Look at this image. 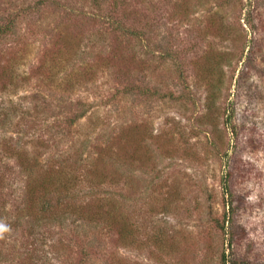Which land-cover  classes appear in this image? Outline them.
<instances>
[{"label": "rangeland", "instance_id": "obj_1", "mask_svg": "<svg viewBox=\"0 0 264 264\" xmlns=\"http://www.w3.org/2000/svg\"><path fill=\"white\" fill-rule=\"evenodd\" d=\"M10 21L0 264H264V0H0ZM218 59L212 95L200 69ZM125 130L130 164L101 180L90 165ZM28 159L36 177L71 171L76 205L123 201L131 245L65 193L47 195L61 221H30Z\"/></svg>", "mask_w": 264, "mask_h": 264}, {"label": "trees", "instance_id": "obj_2", "mask_svg": "<svg viewBox=\"0 0 264 264\" xmlns=\"http://www.w3.org/2000/svg\"><path fill=\"white\" fill-rule=\"evenodd\" d=\"M246 22L247 24H249L251 22V19H247ZM13 26H14V21H10L8 24L0 25V37H3L9 31H12ZM128 30L133 34H137V31L132 28H128ZM218 65H219V59L216 61L212 69L211 67L213 65H210V67L208 66L206 68L202 67L200 69V73L206 76V80L208 82L207 84L209 85L210 91H212V95H215L216 91H218L220 88L218 82L214 78L215 73H213L215 69L218 68ZM206 74H210V75L207 76ZM6 75L7 74L4 71H1L0 83L5 84L6 80L4 77H6ZM78 118H79L78 116L73 117L70 120V124H74L78 120ZM127 133H128L127 130L122 131L120 135L116 137L115 142L119 144V147L117 148L118 151L116 150L113 151V154L111 153L110 155H108L107 159L102 158V160L105 161L104 165L106 167H103V169L101 170L100 168L96 167V164L90 165L91 166L90 170L93 171L95 169L98 172L97 176L102 177L101 180L107 179L114 181V178H116V174L120 175L121 172L124 171V167H125L124 165L130 164V159L126 152ZM107 150H110V148H107ZM122 152H125L126 155H123ZM27 163L30 164H26L25 166L29 176L28 177L29 187L27 189L28 202L26 203L27 205L26 210L28 216L31 218L29 219L30 221H34L36 223H40V222L48 223L52 219L61 221L62 219L58 207L59 202H57L56 206L54 204H51L50 197H48L47 195L51 191L58 192V194L65 193L66 196L70 195V197L68 198L72 199L66 205L68 206L67 210L69 213H74L75 211H79L81 214L80 218L85 220L84 221L85 224L91 227L96 226V228L97 226H100L103 229H106L107 231L113 233L114 235L117 236V240L119 241L120 245L123 247H129L131 245L132 237H133L132 224L129 219L127 210L124 207H122L125 204L123 203V201H119V199L116 196L111 195V196H106L107 198L106 197L103 198L104 199L103 201L105 200L107 201V203L105 204L100 203L99 205L93 207L90 205V203H86L85 205H81V206L76 205V203L73 202V198H75L76 195L75 193L72 194V192L75 190L74 189L75 177L74 175H72L71 171L65 172L66 175H64L63 171H58L57 173L50 172V170H54L50 168L49 170H46L45 173L42 172L44 174L37 175L36 177V175H33L35 169L34 162H31V160L28 159ZM49 172L50 174L47 175V173ZM57 174L59 175V177L56 176ZM60 174H63L64 177L61 178ZM112 176L115 177L112 178ZM230 178H231L230 173H227L226 179L224 180V188H225V192L232 197L233 194L232 192H230V186H229ZM39 185L43 186L44 191L38 190L40 188ZM121 196L122 195H119V197ZM70 199H67V201ZM234 211L235 210L232 208L230 214H233ZM82 243H85V240H83ZM83 252L85 255L86 251ZM227 262L228 260L226 259V256L223 255L222 264H227Z\"/></svg>", "mask_w": 264, "mask_h": 264}, {"label": "clouds", "instance_id": "obj_3", "mask_svg": "<svg viewBox=\"0 0 264 264\" xmlns=\"http://www.w3.org/2000/svg\"><path fill=\"white\" fill-rule=\"evenodd\" d=\"M5 229L3 228V226H0V232L4 231Z\"/></svg>", "mask_w": 264, "mask_h": 264}]
</instances>
